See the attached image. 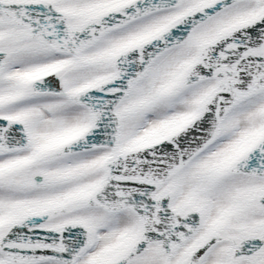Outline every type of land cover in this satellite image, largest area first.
<instances>
[{"label": "snow or ice", "instance_id": "1", "mask_svg": "<svg viewBox=\"0 0 264 264\" xmlns=\"http://www.w3.org/2000/svg\"><path fill=\"white\" fill-rule=\"evenodd\" d=\"M0 264H264V0H0Z\"/></svg>", "mask_w": 264, "mask_h": 264}]
</instances>
